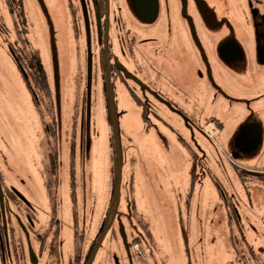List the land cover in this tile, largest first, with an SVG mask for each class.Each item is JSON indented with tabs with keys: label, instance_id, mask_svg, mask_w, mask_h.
<instances>
[{
	"label": "flooded vegetation",
	"instance_id": "flooded-vegetation-1",
	"mask_svg": "<svg viewBox=\"0 0 264 264\" xmlns=\"http://www.w3.org/2000/svg\"><path fill=\"white\" fill-rule=\"evenodd\" d=\"M32 7L40 9L42 20L56 14V8L61 10L57 73L70 69L72 56L79 55L81 84L77 104L81 105V112L75 119L77 139L69 141L66 161L59 160L55 143L53 151L49 148V175L45 176L42 188L53 200L49 203L50 224L41 227L43 232H36L31 217L35 207L25 195L11 185L6 190L2 187L6 158L0 145V264H12L18 249L26 264H107L108 260L99 256L105 251V240L109 234V241L121 240L122 232L129 233L126 219L133 217L126 213L132 212V208L122 206L120 184L122 157L117 124L123 111L117 104L123 99L136 104L146 129L182 137L183 127L180 129L172 120L176 116L184 119V129L192 138L216 144V138L221 136L223 142L229 143L234 158L241 160L230 166L233 176L238 181L249 179L250 186L243 194L249 206L246 210L255 217L258 210L253 209L250 187L264 184V5L260 0H248L245 18L235 16L238 11L231 10L227 0H0V32H5V19L9 17L12 28L26 39L27 9ZM231 7L234 8L232 3ZM239 24L242 30L237 31L234 25ZM25 43L30 45L28 39ZM4 44L2 48L8 52L37 106L35 85L52 90L41 53L32 46L19 47L16 40ZM36 70L44 74L42 84L34 80ZM96 105L100 110L97 116L109 123L111 133V166L107 165L111 181L105 187L103 207H97L102 217L90 228L100 199L89 163L95 143ZM195 106L200 107L196 110ZM211 123L216 129L209 135L206 129ZM51 126L52 130L44 126L45 147L58 136L55 120ZM67 131L65 128L64 132ZM2 143L5 144L3 140ZM188 147L190 177L195 182L193 169L200 161V146L195 141L188 143ZM244 158L247 160L243 161ZM62 167L65 178L60 176ZM220 193L229 230L234 226L242 235L240 193L231 192L228 197L226 192ZM65 201L70 218L66 228L60 214ZM79 217L88 226L87 243L84 235H75ZM131 225L134 226L133 221ZM262 225L264 228V222ZM247 227L255 228L252 223ZM137 232L131 236L133 244L141 241ZM16 233L21 235L16 237ZM69 240L70 249L65 245ZM247 245L253 255L251 244ZM249 262L264 264L263 260Z\"/></svg>",
	"mask_w": 264,
	"mask_h": 264
},
{
	"label": "rangeland",
	"instance_id": "rangeland-1",
	"mask_svg": "<svg viewBox=\"0 0 264 264\" xmlns=\"http://www.w3.org/2000/svg\"><path fill=\"white\" fill-rule=\"evenodd\" d=\"M247 2L227 0V5L231 10L238 11L234 13L235 16L245 18ZM260 2L264 5V0ZM45 7L48 8L47 5ZM27 10L29 29L25 37L30 45L12 28L9 17L5 19V32H0V145L6 158L2 187L6 190L11 185L25 195L35 207L31 217L36 232H43L45 230L41 227L50 224L49 203L53 200V196L48 197L42 188L45 176L49 175L47 160L50 158V149L54 150L55 143L58 158L64 163L68 157L69 141L77 139L78 135L75 119L79 118L81 112V105L77 104L81 62L79 55H73L71 68L56 73L61 56L60 46L57 45L61 10L56 8V14L49 15L51 19L48 20L40 19L39 8ZM234 26L237 31L242 30L240 24ZM7 40H16L18 46L25 49L31 46L36 48L41 53L42 61H45L44 67L52 90L35 85L33 91L37 106L31 101L28 89L22 84L23 80L12 65L8 52L2 48ZM67 58L69 63V56ZM56 96L57 103L54 106L53 99ZM117 107L123 111L117 124V141L122 157V206L132 208V212L126 213L133 217L129 220L127 216L126 219L129 233L125 230L120 233L121 240L112 238L110 241L109 234L103 245L105 251L99 256L108 260L107 264H250V260L264 261V184L250 187L253 209L258 210L253 217L250 210H246L249 206L243 194L250 186L249 179L239 178L238 181L233 176L230 166L233 161L241 160L234 158L229 143L223 142L221 136L216 138V144L200 137L192 138L189 131L184 129V119L176 116L172 120L176 126L180 125V129L183 127L182 137L174 133L168 135L163 131L154 132L145 128L133 101L123 99ZM199 107L195 106L196 110ZM95 108V143L91 148L89 163L95 193L100 199L96 202L90 228L102 217L98 208L103 207L102 197L107 190L105 187H109L111 181V169L107 167L108 163L111 166L109 123H104L97 116L99 105ZM54 120L58 136L45 147L44 126L52 130ZM65 128L68 129L67 133L64 132ZM215 129L212 123L207 127L212 133H215ZM195 141L201 148L197 155L200 161L193 169L195 182H191L188 143L194 144ZM246 160L244 158L243 161ZM63 168L60 176L65 178ZM220 191L226 192V197L231 192L240 193L238 213L239 223L244 225L243 238L236 227L233 226L230 231L227 226V212ZM61 207V219L66 228L70 226L68 202L62 203ZM132 221L135 227L131 225ZM249 223L255 228L247 227ZM87 229L88 226L79 217L75 235H84L85 241H88L90 237L86 234ZM49 231H52L51 228ZM137 231L141 241L133 244L131 236ZM18 235L21 234L16 233V237ZM70 243L65 244L69 249ZM247 244H251L255 252L253 255ZM107 256L114 259L109 260ZM12 264H26L19 249Z\"/></svg>",
	"mask_w": 264,
	"mask_h": 264
},
{
	"label": "trees",
	"instance_id": "trees-1",
	"mask_svg": "<svg viewBox=\"0 0 264 264\" xmlns=\"http://www.w3.org/2000/svg\"><path fill=\"white\" fill-rule=\"evenodd\" d=\"M34 75H35L34 80L39 82V84H42L43 83L42 79H44L43 72H41L40 70H36V74H34Z\"/></svg>",
	"mask_w": 264,
	"mask_h": 264
},
{
	"label": "water",
	"instance_id": "water-1",
	"mask_svg": "<svg viewBox=\"0 0 264 264\" xmlns=\"http://www.w3.org/2000/svg\"><path fill=\"white\" fill-rule=\"evenodd\" d=\"M57 73V72H56ZM55 100L57 101V96L55 97ZM57 103V102H56ZM87 108H88V106H87ZM0 196H1V186H0ZM32 254V256H34L33 255V253H31Z\"/></svg>",
	"mask_w": 264,
	"mask_h": 264
},
{
	"label": "built area",
	"instance_id": "built-area-1",
	"mask_svg": "<svg viewBox=\"0 0 264 264\" xmlns=\"http://www.w3.org/2000/svg\"><path fill=\"white\" fill-rule=\"evenodd\" d=\"M207 127H208V126H207ZM206 131L209 133V135H211V134H212V132H210L209 130H207V129H206Z\"/></svg>",
	"mask_w": 264,
	"mask_h": 264
}]
</instances>
